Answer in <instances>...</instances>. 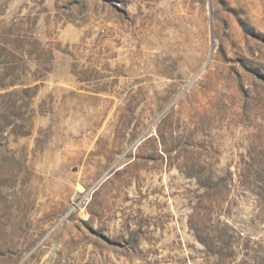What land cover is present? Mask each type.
Instances as JSON below:
<instances>
[{
  "label": "rangeland",
  "instance_id": "374dc122",
  "mask_svg": "<svg viewBox=\"0 0 264 264\" xmlns=\"http://www.w3.org/2000/svg\"><path fill=\"white\" fill-rule=\"evenodd\" d=\"M0 264H264V0H0Z\"/></svg>",
  "mask_w": 264,
  "mask_h": 264
}]
</instances>
